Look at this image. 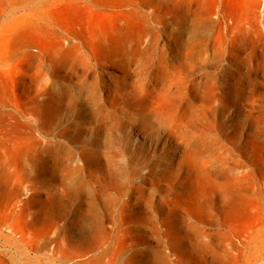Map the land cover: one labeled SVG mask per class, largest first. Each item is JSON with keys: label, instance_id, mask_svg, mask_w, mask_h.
Segmentation results:
<instances>
[{"label": "rangeland", "instance_id": "374dc122", "mask_svg": "<svg viewBox=\"0 0 264 264\" xmlns=\"http://www.w3.org/2000/svg\"><path fill=\"white\" fill-rule=\"evenodd\" d=\"M173 6L0 0V264H264V0Z\"/></svg>", "mask_w": 264, "mask_h": 264}, {"label": "bare ground", "instance_id": "6f19581e", "mask_svg": "<svg viewBox=\"0 0 264 264\" xmlns=\"http://www.w3.org/2000/svg\"><path fill=\"white\" fill-rule=\"evenodd\" d=\"M7 2H9L12 6L13 5H16V7H12L13 9H16V8H20V6H21V4H23L24 2H25V4H26V2H27V0H6ZM108 1H110V0H93V2L94 3H96L97 5H103L104 3H107ZM112 2H114V3H118V2H120L121 0H111ZM174 1V6H173V8H174V10H176V11H178V10H180L181 8H183V7H186L187 8V10L189 9L188 7L191 5V3H192V0H172V2ZM196 1V3L199 5L200 4V0H195ZM5 2V1H4ZM186 10V11H187ZM30 11V10H29ZM24 13V12H23ZM29 13V12H28ZM32 14V13H31ZM28 14H21L19 17H16V18H14V20H13V25L14 26H21V25H23L24 24V21L26 20V19H29L28 18ZM1 21V20H0ZM9 22V21H8ZM6 24V23H5ZM4 24V25H5ZM29 24V26L30 27H33L34 26V24L32 23V22H29L28 23ZM16 51H18V50H16ZM131 58H132V56H131ZM90 65V64H89ZM101 95V94H100ZM52 96V95H51ZM101 103V102H100ZM148 103H150V102H148ZM146 106H147V104H146ZM149 106H150V104H149ZM145 108V107H144ZM149 109V108H148ZM147 109V110H148ZM146 110V111H147ZM46 142V141H45ZM37 147V146H36ZM35 150V149H34ZM191 150V149H190ZM30 154H31V152H29ZM44 153V152H43ZM56 153V152H55ZM28 154V153H27ZM72 154V153H71ZM29 155V154H28ZM56 155H58V154H56ZM27 156V155H26ZM26 156H25V158H26ZM51 157V156H50ZM65 157V156H64ZM28 158V157H27ZM71 158V157H70ZM73 159V158H72ZM24 161H25V159H24ZM30 164V163H29ZM68 164V163H67ZM32 165V164H31ZM27 166V165H26ZM11 169H13V168H11ZM70 169H71V167H70ZM14 170V169H13ZM12 171V170H11ZM5 172V171H4ZM211 172V171H210ZM226 173V172H225ZM77 178V177H76ZM140 187V186H139ZM116 203V202H115ZM18 239V238H17ZM16 239V240H17ZM20 239V238H19ZM21 240V239H20ZM19 241V240H18ZM16 242V241H15ZM22 242V241H21Z\"/></svg>", "mask_w": 264, "mask_h": 264}]
</instances>
